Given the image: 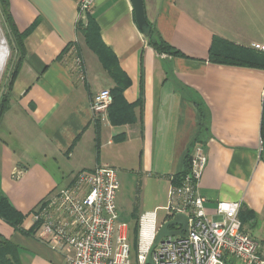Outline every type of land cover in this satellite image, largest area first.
Instances as JSON below:
<instances>
[{
	"label": "crops",
	"instance_id": "crops-1",
	"mask_svg": "<svg viewBox=\"0 0 264 264\" xmlns=\"http://www.w3.org/2000/svg\"><path fill=\"white\" fill-rule=\"evenodd\" d=\"M143 1L147 22L184 57L148 44L131 0H97L89 15L79 0H8L15 26L29 33L0 118V198L25 218L14 230L0 218V238L21 264H66L30 233L32 214L79 171L112 166L141 192L137 216L158 213L198 146L208 158L197 189L207 215L237 201L244 232L264 243V52L252 47L264 46V0ZM89 17L130 80L97 119L95 96L118 84L80 31ZM211 51L225 61H210Z\"/></svg>",
	"mask_w": 264,
	"mask_h": 264
},
{
	"label": "built area",
	"instance_id": "built-area-1",
	"mask_svg": "<svg viewBox=\"0 0 264 264\" xmlns=\"http://www.w3.org/2000/svg\"><path fill=\"white\" fill-rule=\"evenodd\" d=\"M79 1L80 12L90 14L97 0ZM252 47L264 52L263 45ZM68 54L84 81L79 52L71 47ZM112 103L110 91L98 93L91 103L93 117H104ZM207 162L204 147L198 146L181 181L172 179L166 219L159 224L157 211L143 212L135 245L130 224L121 221L117 206L118 171L109 165L79 171L68 186L43 201L32 214L34 236L63 255L66 264H148L162 225L183 214L188 217L187 232L163 238L151 253L152 264H264V243L243 230L241 203L219 202L216 218L207 215L206 198L197 190Z\"/></svg>",
	"mask_w": 264,
	"mask_h": 264
},
{
	"label": "trees",
	"instance_id": "trees-1",
	"mask_svg": "<svg viewBox=\"0 0 264 264\" xmlns=\"http://www.w3.org/2000/svg\"><path fill=\"white\" fill-rule=\"evenodd\" d=\"M1 4H3V7L5 8V19L6 23L8 25V28L11 31L13 41L16 44V51L18 53H21L23 51V42L24 38L27 36L29 32L26 33H21L15 26L14 20L11 16L10 13V8H9V3L8 0H0ZM89 15V14H88ZM80 31L82 34L85 36L86 42L89 46V48L92 50V52H95L100 59L103 62V65L105 68L108 70L110 75L115 79V81L118 84V88L115 89V91H110L112 97H113V104L115 103L117 96H116V91H123L125 88H128L130 84V80L128 76H126L114 63L110 62V58L113 57L111 51L109 48L103 43L101 36H100V31L99 27L95 21L94 18L89 17L88 19V24L84 27L80 28ZM144 34V37L146 38L148 44L160 55H167V56H179V57H184L185 55L171 46L169 43L164 41L162 37L159 35L158 31L156 28L148 22V25L141 30ZM210 61L212 62H217V61H225L222 59V57L214 51H211L210 54ZM264 61V59H263ZM260 66V65H259ZM261 66H264L262 64ZM18 69V63L14 67L12 76H11V81L9 85V89L12 84V80L15 77ZM9 95V93H8ZM8 95L3 99V102L0 107V118L5 112L7 108V100H8ZM111 107V106H110ZM110 109V108H109ZM262 137L264 140V120L262 122ZM191 156L189 155L187 157V167L189 166ZM185 171L179 175L175 176L174 183L178 184L183 176L185 175ZM0 218L3 219V221L7 222V224L11 225L15 229H21V224L24 220V216L19 212L16 211V209L10 204V202L6 198H0ZM134 224L131 227V237L132 240H134V245L136 244L137 240V227H138V220L139 216H137V209L134 210ZM35 227L30 231V233H34ZM1 237V236H0ZM0 264H21L18 259V249L11 243L5 241V239L0 238Z\"/></svg>",
	"mask_w": 264,
	"mask_h": 264
},
{
	"label": "rangeland",
	"instance_id": "rangeland-1",
	"mask_svg": "<svg viewBox=\"0 0 264 264\" xmlns=\"http://www.w3.org/2000/svg\"><path fill=\"white\" fill-rule=\"evenodd\" d=\"M5 8L0 2V31L3 37L6 39L9 47V57L5 68L0 77V107L3 102V99L8 95L9 85L11 81V76L14 70V67L17 64L18 60V51H16V44L13 41V37L10 29L6 23L5 19ZM145 184V181H144ZM138 187L136 184L131 183V180L122 179L119 177V189L117 191V206L120 213V219L134 224V221L131 218V210L138 211L142 208V196L141 192H138ZM166 219V212L161 210L158 212V221L159 224L163 223ZM10 228L14 230V227L7 224ZM134 243V240H133Z\"/></svg>",
	"mask_w": 264,
	"mask_h": 264
},
{
	"label": "water",
	"instance_id": "water-1",
	"mask_svg": "<svg viewBox=\"0 0 264 264\" xmlns=\"http://www.w3.org/2000/svg\"><path fill=\"white\" fill-rule=\"evenodd\" d=\"M133 9L135 12V19L136 23L140 30H143L147 25V19L145 16V10H144V1L143 0H131ZM9 48V47H8ZM181 225L182 228L178 231H172L170 228ZM188 230V217L184 216L183 214H178L175 216V218L171 221H168L162 225L160 228V231L158 232V235L156 237L155 243H153V247L151 249L152 251L155 249L157 244L165 237H173V236H182L185 232ZM148 256L147 263L152 264V258Z\"/></svg>",
	"mask_w": 264,
	"mask_h": 264
},
{
	"label": "bare ground",
	"instance_id": "bare-ground-1",
	"mask_svg": "<svg viewBox=\"0 0 264 264\" xmlns=\"http://www.w3.org/2000/svg\"><path fill=\"white\" fill-rule=\"evenodd\" d=\"M9 48L6 39L0 31V77L9 57Z\"/></svg>",
	"mask_w": 264,
	"mask_h": 264
}]
</instances>
